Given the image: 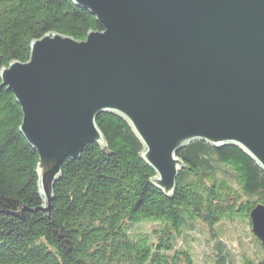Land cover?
<instances>
[{
    "label": "water",
    "instance_id": "obj_1",
    "mask_svg": "<svg viewBox=\"0 0 264 264\" xmlns=\"http://www.w3.org/2000/svg\"><path fill=\"white\" fill-rule=\"evenodd\" d=\"M72 1L103 30L48 33L0 72L39 155L45 212L65 161L105 145L102 113L129 124L168 196L185 167L177 154L194 141L237 145L264 170V0ZM250 218L264 245V205Z\"/></svg>",
    "mask_w": 264,
    "mask_h": 264
},
{
    "label": "trees",
    "instance_id": "obj_2",
    "mask_svg": "<svg viewBox=\"0 0 264 264\" xmlns=\"http://www.w3.org/2000/svg\"><path fill=\"white\" fill-rule=\"evenodd\" d=\"M91 30L103 26L72 0H0V72L13 61L27 62L33 41L48 33L84 40ZM22 121L0 76V264H197L183 248L187 230L239 215L251 227V211L264 205L261 166L237 145L199 140L178 152L185 167L173 195H166L153 184L156 173L129 124L102 113L97 124L105 145L89 144L79 159L65 161L47 213L39 155ZM223 247L218 242L216 264H227ZM243 263L264 264V254Z\"/></svg>",
    "mask_w": 264,
    "mask_h": 264
},
{
    "label": "rangeland",
    "instance_id": "obj_3",
    "mask_svg": "<svg viewBox=\"0 0 264 264\" xmlns=\"http://www.w3.org/2000/svg\"><path fill=\"white\" fill-rule=\"evenodd\" d=\"M182 238L183 248L193 254L197 264H216L214 258L218 242L224 245L227 264H244L246 258L258 259L264 254L255 241L248 218L242 215L211 227L199 223L194 229L187 230Z\"/></svg>",
    "mask_w": 264,
    "mask_h": 264
}]
</instances>
